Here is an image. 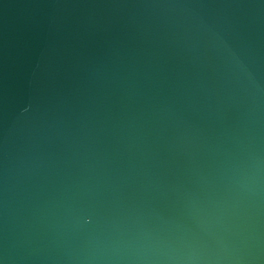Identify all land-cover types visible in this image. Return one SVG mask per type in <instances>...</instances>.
Listing matches in <instances>:
<instances>
[{
	"label": "water",
	"instance_id": "obj_1",
	"mask_svg": "<svg viewBox=\"0 0 264 264\" xmlns=\"http://www.w3.org/2000/svg\"><path fill=\"white\" fill-rule=\"evenodd\" d=\"M0 264H264V0H0Z\"/></svg>",
	"mask_w": 264,
	"mask_h": 264
}]
</instances>
